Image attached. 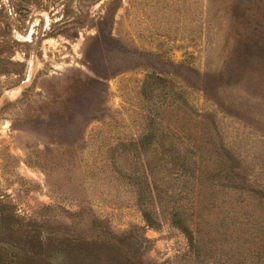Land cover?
<instances>
[{"label": "rangeland", "instance_id": "374dc122", "mask_svg": "<svg viewBox=\"0 0 264 264\" xmlns=\"http://www.w3.org/2000/svg\"><path fill=\"white\" fill-rule=\"evenodd\" d=\"M253 189L264 0H0V264H264Z\"/></svg>", "mask_w": 264, "mask_h": 264}, {"label": "trees", "instance_id": "16d2710c", "mask_svg": "<svg viewBox=\"0 0 264 264\" xmlns=\"http://www.w3.org/2000/svg\"><path fill=\"white\" fill-rule=\"evenodd\" d=\"M96 28L98 29V27L96 26ZM110 36V32L108 34V37ZM95 37L97 38L98 37V34L95 35ZM95 73V72H94ZM94 76H96L95 78H97V80H100L102 78H104L105 76L102 74V75H99V74H94ZM153 137V133L151 131H146L144 132L143 135H140L139 137L136 138L135 140V143L137 144L138 143V146H140V148H144L146 145H148L150 142H151V138ZM122 146H124L122 144ZM228 174L231 176H229V178L231 177V180L232 179H235L237 178V173L234 171V170H229L228 171ZM230 184L233 186V188H241V186L239 184H236V183H233V182H230ZM145 186H146V189H145V194L143 196V194L141 192H138V198H136L138 201H140V199L142 198V200L139 202V203H143V206L140 205V210H141V215L144 219V221L146 222V224H152V220L149 216V210L148 208L145 206L147 204V200L146 198H148V195H149V191H150V188H149V184L148 182L145 180ZM250 189V188H248ZM140 190H144V189H140ZM249 192H253L251 195L255 196V197H258L260 199H264V192L260 189H253V190H248ZM143 197H146L143 199ZM175 216V215H174ZM172 216L171 218V221L174 222V223H177V226L180 227V229L184 230V233L187 235V236H190V233L188 231V229L190 230L191 228L189 227V223L187 222V218L186 217H183V218H180V217H174ZM96 240L95 242H104V243H108L107 240H105L104 236H96L95 237ZM94 242V243H95ZM60 244H62V241L59 242ZM88 243H91V242H88ZM57 255V256H62L64 257L65 255L66 256H69L67 253H65L62 249H61V246L60 245H57V244H54V246L50 247L49 248V253L47 251V258L46 260H50L51 258V262H54V264H59V263H56L58 261V257L54 258V253ZM58 253V254H57ZM60 254V255H59ZM55 255V256H56ZM60 258V257H59ZM61 261V259H60ZM38 261H35L34 264H36ZM79 263L81 264H89L87 262V260H84V261H80ZM77 262V260L73 259L71 261H68L67 264H79ZM39 264V262L37 263ZM98 264H111V262L107 261L105 258L103 260V262H99Z\"/></svg>", "mask_w": 264, "mask_h": 264}]
</instances>
